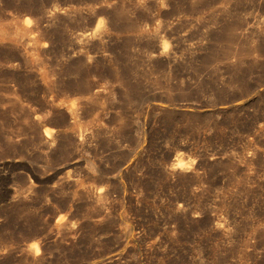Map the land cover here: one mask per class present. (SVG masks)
<instances>
[{"label":"rangeland","instance_id":"obj_1","mask_svg":"<svg viewBox=\"0 0 264 264\" xmlns=\"http://www.w3.org/2000/svg\"><path fill=\"white\" fill-rule=\"evenodd\" d=\"M0 264H264V0H0Z\"/></svg>","mask_w":264,"mask_h":264},{"label":"bare ground","instance_id":"obj_2","mask_svg":"<svg viewBox=\"0 0 264 264\" xmlns=\"http://www.w3.org/2000/svg\"><path fill=\"white\" fill-rule=\"evenodd\" d=\"M50 135V134H49ZM46 136L48 137V134L46 133ZM84 136V135H83ZM82 137V136H81ZM82 142V141H81ZM184 168V165L183 164H181V163H178V164H175V165H173L172 166V169H183ZM60 220V219H59ZM61 221H62V219H61ZM58 223H59V221H58ZM59 224H61V223H59ZM33 252H35L36 254L39 252V247H37V246H35V247H33Z\"/></svg>","mask_w":264,"mask_h":264}]
</instances>
